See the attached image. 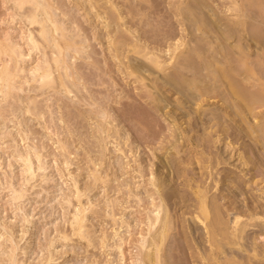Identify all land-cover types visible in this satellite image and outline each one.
Listing matches in <instances>:
<instances>
[{"label":"rangeland","instance_id":"obj_1","mask_svg":"<svg viewBox=\"0 0 264 264\" xmlns=\"http://www.w3.org/2000/svg\"><path fill=\"white\" fill-rule=\"evenodd\" d=\"M38 1L35 10L32 1L0 0V264H138V245L147 238L146 210L159 203L151 184V171L161 169L155 156L167 145L162 138L170 133L172 121L185 127L191 116L175 110L180 96L167 86L164 94L157 92L167 95L162 110L146 104L148 90H153L147 85V72L140 82L128 75L127 66L147 62L132 50L138 45L153 49L168 68L163 72L150 68L157 82L170 76V83L180 84L181 74L199 75L197 57L210 46L209 38L202 41L197 35L194 23H202L209 10L221 22L232 19L235 10L230 14L227 7L235 5L233 0ZM234 1L243 7L248 21L244 30L263 41L256 47L249 42L247 60L264 79V62L256 60L257 50L264 51V0ZM43 5L49 6L52 23L59 25L62 34L50 31L46 39L41 37L42 27H53L42 15ZM240 11L235 14L242 15ZM33 13L43 20L30 23ZM235 31L231 45L239 43ZM183 40L188 51L180 46L185 51L178 57L172 50ZM55 59L61 61L59 68ZM233 60L229 66L241 68L235 56ZM46 65L52 71L50 85L37 78ZM7 71L13 74L8 88L2 80ZM206 103L223 108L219 97L212 96ZM150 111L153 127L162 130L158 137L149 138L138 128V114ZM194 122L191 119L193 131L188 132L192 142L183 149L192 159L202 160L206 151L195 148L201 129ZM226 141L235 138L231 134ZM234 147L227 163L218 165L213 174L228 182L250 180L248 195L264 208V162L242 165L236 150L240 141ZM165 156L171 158V153ZM193 166L199 180L201 170ZM161 171L167 173L165 168ZM181 180L171 183L175 218L194 203L191 189ZM209 182L206 179L205 185ZM210 187L208 195L218 194ZM242 199L237 195L235 204L225 205L242 208ZM79 210L85 237L74 231L72 218Z\"/></svg>","mask_w":264,"mask_h":264},{"label":"bare ground","instance_id":"obj_2","mask_svg":"<svg viewBox=\"0 0 264 264\" xmlns=\"http://www.w3.org/2000/svg\"><path fill=\"white\" fill-rule=\"evenodd\" d=\"M29 1L34 3L36 10L40 4L38 0H20V3ZM230 1L228 2L231 4ZM232 5L235 7H227L230 14H233L234 10L236 12L243 8H240V5L234 0ZM49 9L48 5H43L42 15L52 23ZM208 12L207 15L203 16L202 23L196 22L197 25L194 23V30L198 32L197 35L202 36V41L209 38L207 45L211 46H207L208 49L205 48L207 51L202 50V56L197 57H200V63L197 64L200 69L199 75L198 73L190 76L181 74L180 84L176 82L172 84L168 80L169 78L167 79L170 76H164L163 78L166 80L158 83L157 78L152 75L154 74L152 69L155 68L163 72L166 70L167 64L153 49L140 45L137 49L134 47L132 53L135 52L139 57L141 56L149 65L138 63L127 66L129 68L128 75L135 76L140 82L144 80L143 75L147 72L148 77H146L149 81L147 85H150L154 91L148 90L146 104L150 105L152 109L158 110L164 107L163 103L167 101L165 97L167 95L161 96V94H164L162 89L167 86L169 92L180 96L176 99L175 110H179V114L186 113L191 116L185 121L187 122L185 127H181L184 123L178 124L172 121L173 127L169 129L170 133L162 138V140L165 139L167 145L163 147L164 151L161 155L155 156L160 163L158 167L161 169L158 172L151 171V184L156 189L159 203H151L150 211L146 210L148 213L145 223L147 229L144 230V234H147V238H143L138 245V264H264V208H262V203L255 202L252 194L248 195L250 180L239 179L228 182L223 177L217 178L213 174V170L217 172L218 165L227 163L228 158L226 156L232 153L235 149L234 145L238 141H240V147H237L236 150L239 151L237 159L240 164L245 166L254 163L262 165L264 162V79L258 76L259 74L257 75L255 68L251 67L248 63L250 61L247 60L250 54L249 42L252 41L256 47L263 41L248 35L246 32L248 29L244 30L245 25H248L245 24L248 21L246 22L243 17L244 11H240L242 15L239 12L238 14L234 12L233 16L231 15L232 19H235L234 16L238 17L236 20L231 18L227 20L228 18H226L222 22L216 17L214 11L209 10ZM241 16L245 20H241ZM28 20L30 23H40L43 18L37 19V15L33 13ZM52 24L51 29L41 28V37L46 39L50 31L62 34L59 25ZM237 26H241L242 31H238ZM233 29L239 32L237 40L239 43H235V45H231L229 42L232 38ZM211 35H213V40L210 38ZM243 39L246 41L245 44L240 43ZM33 44H35L34 41ZM65 45L66 47L69 46L68 43ZM187 45V41L183 40L172 51H177L176 54L180 57L182 51L187 50ZM180 46L186 49H179ZM10 49L14 50L13 47ZM177 49L180 50L179 53ZM191 51L193 50L191 49ZM198 53L200 54V52ZM256 55L258 58L256 60L259 61L260 59V62L263 63L264 51L257 50ZM234 56L241 68L237 69L233 67L234 65L229 66V63L234 61ZM54 62L59 68L61 61L55 59ZM50 68L46 65V67L39 69L37 78L41 83L47 85L50 82L53 83ZM12 76L13 74L8 73V71L3 73L2 80L5 87L8 88L10 85L9 80ZM149 76L152 78L149 79ZM59 78L61 77L59 76ZM43 84L41 86H44ZM159 91H162L160 96H158L159 93L157 94ZM212 96L219 97L223 108L206 103ZM193 103H195L194 108L191 107ZM260 108H262L261 111L258 110ZM219 109L223 110L218 111ZM152 115L154 116L151 111L138 114V128H141L143 135L145 134L149 138L150 136L156 137L162 131L160 126L158 128L153 127L155 126V119ZM191 119H194L195 126L197 124L201 129L200 137L194 141V144L195 148H201L200 151L203 154L206 151L202 160L192 159L188 155L189 153L183 149L185 145L192 142V138L188 135V132L193 131ZM231 134L234 136L235 142L226 141ZM213 147L214 150H212ZM241 147L242 150L240 151ZM248 152H251L252 155ZM170 153L171 158L165 156ZM196 164L201 170L202 178L199 180H195L193 173V165ZM164 168L167 171L165 174L161 171ZM181 178L184 182L183 185L191 189V194L194 195V203L190 205L189 210L183 211L180 217L175 218L174 214L171 213L170 206V201L175 196L174 187L171 183ZM208 178L210 182L205 185ZM191 184L195 186L194 189ZM229 184L233 185L229 187ZM209 185L211 186L210 189L215 188L214 191H217L218 194L208 195L209 189L207 190V188ZM225 190H227L226 193H224ZM237 195L243 196L242 208L225 205L227 202L235 204ZM179 199L185 201L182 197ZM184 206L186 207V205ZM173 210L175 211V208ZM185 214H188L187 218H184ZM72 219V222L76 224L74 227L75 234L85 237L83 235L85 225L81 211L75 212ZM178 238H181V241H177Z\"/></svg>","mask_w":264,"mask_h":264}]
</instances>
